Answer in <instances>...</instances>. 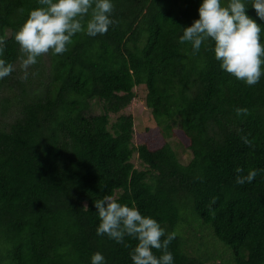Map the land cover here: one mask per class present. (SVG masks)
<instances>
[{
    "label": "trees",
    "instance_id": "trees-1",
    "mask_svg": "<svg viewBox=\"0 0 264 264\" xmlns=\"http://www.w3.org/2000/svg\"><path fill=\"white\" fill-rule=\"evenodd\" d=\"M112 2L106 34H75L21 81L13 33L40 5L0 0V58L16 66L0 79V264H91L95 252L133 264L137 240L97 235L94 202L105 195L177 234L173 264H209L189 243L196 218L230 249L217 264H264V171L235 182L237 167L264 169V75L248 86L220 68L211 40L195 55L179 42L202 0ZM244 2L264 44V20ZM136 88L152 121L138 131L125 110ZM94 102L101 112L91 115Z\"/></svg>",
    "mask_w": 264,
    "mask_h": 264
},
{
    "label": "clouds",
    "instance_id": "clouds-1",
    "mask_svg": "<svg viewBox=\"0 0 264 264\" xmlns=\"http://www.w3.org/2000/svg\"><path fill=\"white\" fill-rule=\"evenodd\" d=\"M38 3L40 6L29 10L26 19L13 33L19 45L21 81L28 79V70L37 63L38 57L50 51L53 55L68 51L75 34L103 35L110 25L116 23L111 18L114 11L112 0H38ZM251 5L259 19L264 20V0H251ZM247 7L244 0H227L226 4L222 0H202L198 8L199 18L183 28L179 42L190 43L195 55L202 44L211 40L220 68L253 86L264 75V44L261 43V25L246 14ZM5 43L6 38L0 36V57ZM15 70V65L0 58V79ZM234 111L237 116L249 114L247 108L237 107ZM241 139L251 145L246 136ZM261 171L264 169H251L244 175V170L237 167L235 182L239 185L251 183ZM94 206L100 219L97 235H107L124 247H130L124 243L126 236L138 241L129 253L133 264H173L174 257L168 249L177 235L175 232L166 235L155 219L141 215L134 206L119 203L112 195L96 200ZM153 249L161 255L157 257ZM91 264H105V257L95 252Z\"/></svg>",
    "mask_w": 264,
    "mask_h": 264
},
{
    "label": "rangeland",
    "instance_id": "rangeland-1",
    "mask_svg": "<svg viewBox=\"0 0 264 264\" xmlns=\"http://www.w3.org/2000/svg\"><path fill=\"white\" fill-rule=\"evenodd\" d=\"M137 92L136 98L131 102L129 106L125 109L130 112L134 117V126L135 130L138 131L140 128H144L147 125H151L152 121L150 120L149 109L144 105L143 102V89L136 88ZM101 112L100 105L97 102H94L90 109V114H98ZM189 153L186 152L181 156V160L186 162L189 159ZM136 159V155H135ZM136 161V160H135ZM194 222L196 224H194ZM198 222V223H197ZM192 229L193 239L189 240V243L196 246L199 249V252L204 255H209L210 260L209 264H217L218 262L223 261L228 258L230 249L218 239L212 237L211 231L207 225H204L200 220L192 219L190 225ZM184 237L188 236V232L182 233ZM214 259H213V258Z\"/></svg>",
    "mask_w": 264,
    "mask_h": 264
}]
</instances>
